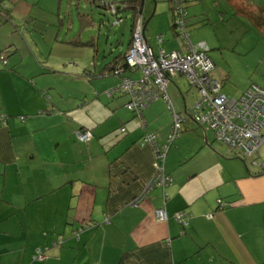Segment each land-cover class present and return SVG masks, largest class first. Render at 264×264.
Segmentation results:
<instances>
[{
	"label": "crops",
	"instance_id": "0c3cea01",
	"mask_svg": "<svg viewBox=\"0 0 264 264\" xmlns=\"http://www.w3.org/2000/svg\"><path fill=\"white\" fill-rule=\"evenodd\" d=\"M234 4L264 31V9L243 0ZM34 5L0 0V8L19 11L30 22ZM146 8L147 21L156 12ZM189 21L188 39L169 22L155 31L147 24L146 38L156 51L187 50L196 45ZM169 28L178 38L174 44ZM148 32L163 35V43L156 35L152 44ZM131 35L132 21L127 48L119 53L127 51ZM53 41L77 46L76 36L74 42ZM89 41L97 57L98 41ZM1 45L10 50L4 51L7 66L0 60V264H264V144L242 157L216 139L192 116L201 94L185 75L174 76L168 88L185 118L165 161L173 182L132 205L157 170L147 136L162 144L171 131L165 99L153 100L141 118L127 107L128 95L108 94L120 82L107 65L115 55L77 75V62L53 56L54 48L45 57L41 48L27 54L15 41ZM214 65L227 95L239 98L253 85L264 87V78L243 84L224 63ZM137 71L141 75L138 69L127 74L137 78ZM86 130L92 137L82 141L78 132ZM159 207H166L168 220L157 219ZM179 210L189 215L184 227L174 217ZM39 250L43 259L34 258Z\"/></svg>",
	"mask_w": 264,
	"mask_h": 264
},
{
	"label": "rangeland",
	"instance_id": "374dc122",
	"mask_svg": "<svg viewBox=\"0 0 264 264\" xmlns=\"http://www.w3.org/2000/svg\"><path fill=\"white\" fill-rule=\"evenodd\" d=\"M30 1L35 3L30 11V15L35 18L33 22L22 17L19 11L12 12L11 9L8 11L7 6L2 8L4 4L2 5L0 8V46L5 42L15 41V44L27 54L31 48L38 50L41 48L45 51V57H48L54 48L53 56L61 57L60 60L64 57L68 59V62H77V75H80L84 68L94 72L96 64L101 68L111 56L127 48L133 12L129 9H122L115 14L109 6H101V2L114 0ZM235 1L240 4V0ZM243 1L251 7L260 8L261 11L264 9V0ZM234 2L185 0L184 5L190 19L188 30L191 31V40L194 43L202 41L207 43L210 49L209 57L217 66L219 63L227 65L234 73L235 80L243 84L250 80L255 82V78H264V31L254 25L246 13L242 11L238 13ZM147 5L152 6L151 13L153 10L156 12L148 22V27L150 26L152 30H158L168 22L169 27L174 23L172 15H175L171 0H146V7ZM6 12L10 14L5 15ZM118 17H123L125 23L117 22ZM192 28L197 29L195 31ZM124 29L125 36L122 34ZM158 34L148 32L152 44H155L154 39ZM75 36L77 46L69 42L58 46L53 41L59 37L60 40L74 42ZM122 36L124 37L123 44L117 47V41ZM92 37L98 41L97 57L94 47L86 44ZM168 37L173 44L178 42L172 29ZM80 38L83 45H79ZM0 49L3 52L10 50L6 47L5 49L0 47ZM135 75L138 78L140 73L137 71ZM213 75L215 76L214 72ZM79 82L77 78V85ZM230 82L233 83L232 80Z\"/></svg>",
	"mask_w": 264,
	"mask_h": 264
},
{
	"label": "built area",
	"instance_id": "2783aa9c",
	"mask_svg": "<svg viewBox=\"0 0 264 264\" xmlns=\"http://www.w3.org/2000/svg\"><path fill=\"white\" fill-rule=\"evenodd\" d=\"M172 1L178 37L188 39V33L184 31L186 9L181 0ZM111 7L114 8V4H111ZM122 21L123 19L119 18L117 22ZM145 29V18L138 14L134 23L132 42L125 58L129 70L138 69L141 75L138 78L123 75L124 68L118 65L112 73L120 77V82L109 89L108 94L118 91L128 95L127 107L141 118L145 107L153 100L163 97L172 113V125L168 140L162 144L156 141L154 134L147 136V141L154 147L157 170L141 194L131 201L132 205H138L154 187H166L173 182L172 176L165 171V161L169 148L180 135L185 121L183 114L175 109L168 92L169 83L176 75H185L199 90L201 98L192 106V116L199 123L212 129L216 139L227 143L242 157L254 156L264 144V87L253 85L239 98L227 95L221 91L222 80L213 75L215 65L208 55L209 48L205 43L190 44L187 50L173 51H166L160 46L156 51L149 44ZM157 38L161 45L164 41L163 35H158ZM0 60L7 64L5 53H0ZM125 130L124 127L120 129L121 132ZM91 137L92 132L89 130L78 132V138L82 141H87ZM218 203L222 207L225 204L221 198L218 199ZM155 215L161 221L169 218L166 207L157 208ZM188 216L185 210L174 213V217L183 227L188 224ZM34 258L43 259V253L39 250Z\"/></svg>",
	"mask_w": 264,
	"mask_h": 264
},
{
	"label": "trees",
	"instance_id": "16d2710c",
	"mask_svg": "<svg viewBox=\"0 0 264 264\" xmlns=\"http://www.w3.org/2000/svg\"><path fill=\"white\" fill-rule=\"evenodd\" d=\"M184 1L185 0H181V2L183 4V7L186 9V6L184 5ZM171 2L173 3L172 0H171ZM111 4H114V8L111 7ZM101 6H104V7L109 6L111 9H113V12L115 14H117L122 9L132 10V12H133V15H132V35H131V39H130V45H131L132 37H133L134 23H135V19L137 18L138 14L139 15L142 14L144 16L145 23H146V19H147V16H146V12H147L146 0H129V1H126V0H114L112 2H101ZM173 10H174V5H173ZM8 11H9V9H8ZM174 15H175V13H174ZM186 15H187V12H186ZM119 18L123 19V21L120 22V23H123L125 21L123 17H118V19ZM186 19L188 21V17ZM173 27H175V21H174ZM90 43L91 42L88 41V43H86V44H90ZM130 45H129V47H130ZM129 47H128V49H129ZM128 49H127V51H128ZM127 51L126 52L122 51V52L116 54L115 57L109 63H107V65L110 64L109 67L111 69V72L114 71L118 67V65H121L120 67L124 68V74L123 75H128L127 72L130 71V70H129L128 65L125 63V58H126ZM0 53H4V52L0 51ZM4 65L7 66V64H4Z\"/></svg>",
	"mask_w": 264,
	"mask_h": 264
},
{
	"label": "water",
	"instance_id": "95a60500",
	"mask_svg": "<svg viewBox=\"0 0 264 264\" xmlns=\"http://www.w3.org/2000/svg\"><path fill=\"white\" fill-rule=\"evenodd\" d=\"M154 12H155V10L153 11L152 15L154 14ZM149 20H150V18L146 21V26H147Z\"/></svg>",
	"mask_w": 264,
	"mask_h": 264
},
{
	"label": "bare ground",
	"instance_id": "6f19581e",
	"mask_svg": "<svg viewBox=\"0 0 264 264\" xmlns=\"http://www.w3.org/2000/svg\"><path fill=\"white\" fill-rule=\"evenodd\" d=\"M186 22H187V19H186ZM185 26H186V24H185ZM185 28V27H184ZM209 48V47H208ZM209 51V50H208Z\"/></svg>",
	"mask_w": 264,
	"mask_h": 264
}]
</instances>
